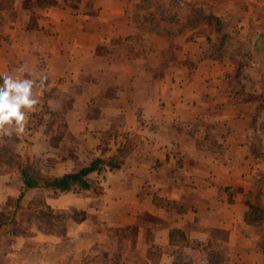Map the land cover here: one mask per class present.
Masks as SVG:
<instances>
[{
    "label": "crops",
    "instance_id": "crops-1",
    "mask_svg": "<svg viewBox=\"0 0 264 264\" xmlns=\"http://www.w3.org/2000/svg\"><path fill=\"white\" fill-rule=\"evenodd\" d=\"M18 1L0 76L47 80L0 148L52 176L91 167L85 189L25 190L71 212L32 264H264V0ZM221 30L247 53L217 50ZM4 164L0 195L19 197Z\"/></svg>",
    "mask_w": 264,
    "mask_h": 264
},
{
    "label": "rangeland",
    "instance_id": "rangeland-1",
    "mask_svg": "<svg viewBox=\"0 0 264 264\" xmlns=\"http://www.w3.org/2000/svg\"><path fill=\"white\" fill-rule=\"evenodd\" d=\"M10 2L9 5H3L1 2L0 7L2 9L3 16H9L12 13V7L14 0H7ZM178 0H171L172 10H176V3ZM29 4L28 0H19L18 5L26 8ZM165 6V5H164ZM164 6L157 8L159 12L164 11ZM152 10L151 5H146L143 8V12H148ZM180 13L184 14L188 9L180 7L177 9ZM192 13L197 15L199 9L196 8L195 11L192 7ZM6 20V19H5ZM221 29V25H220ZM223 31L221 30L218 35H216V41L214 43H219V50L223 54H227V56H231L235 54L232 49L239 44L244 46L245 53H247V43L231 41L230 36H225ZM224 35V37H223ZM233 56V55H232ZM254 76V75H252ZM247 79V78H246ZM15 148L11 146H4L0 148V156L4 161L3 170L14 169L17 171L18 168H21L25 165L22 157L17 155L15 152ZM32 172H36L37 170L31 169ZM8 183L15 185L16 181H8ZM40 196V194H38ZM37 195V196H38ZM36 197V196H35ZM41 197V196H40ZM16 198V197H15ZM28 201V197H24L19 200L17 203L13 197V200H8L7 196L0 195V202L6 205V209L4 211H0V264H32L34 257L39 258L38 253H40V244L35 242L33 237L36 236L40 231H59L63 230V223L69 216H71V212L66 210L61 211H53L51 215V223L49 224L46 221V216H43L37 210H46L45 204H37L31 203L29 206H25ZM20 205V206H18ZM42 208V209H41ZM45 217V218H44ZM69 248H67L68 250ZM70 250V249H69ZM53 251V250H52ZM30 253H36L33 258H30Z\"/></svg>",
    "mask_w": 264,
    "mask_h": 264
},
{
    "label": "clouds",
    "instance_id": "clouds-1",
    "mask_svg": "<svg viewBox=\"0 0 264 264\" xmlns=\"http://www.w3.org/2000/svg\"><path fill=\"white\" fill-rule=\"evenodd\" d=\"M23 73L25 68L16 69ZM46 76L39 80L19 78L11 74L0 76V138L25 134L29 114L39 105V96L46 88Z\"/></svg>",
    "mask_w": 264,
    "mask_h": 264
},
{
    "label": "trees",
    "instance_id": "trees-1",
    "mask_svg": "<svg viewBox=\"0 0 264 264\" xmlns=\"http://www.w3.org/2000/svg\"><path fill=\"white\" fill-rule=\"evenodd\" d=\"M1 2H3V5H9L10 2L7 0H0V4ZM146 4V2H145ZM144 5V2H143ZM9 16H13V12L11 13V15ZM5 21L4 17L2 15V9L0 7V24ZM143 21H146L143 20ZM215 21H217V25L218 27L220 26V21L218 19H216ZM143 26L147 27L148 26V22L146 21V23L144 22ZM224 37V35H223ZM217 44V43H215ZM220 48V45L217 47V49ZM91 170L90 166H85L82 167L80 170H78L77 172H71V173H65L61 176H52L49 174H45L43 172L40 171H36V172H32L29 168V166L27 164H25L23 167L18 168L17 172L21 175L22 178V182L24 184V189L20 192L19 197L14 198L15 201L18 203L19 200L21 199V197L24 195V192L26 189L29 188H35V187H40V188H45V189H52L54 191L56 190H75V189H85L89 186L85 175ZM9 201L13 200V197H8L7 198ZM38 201L37 204H45V202L43 201V199H41V197H36L35 199H33L31 203H35ZM29 204V205H30ZM20 206V205H18ZM42 209V208H41ZM45 209L43 211L42 210H37L39 213H41L43 216H46V221L50 224L51 223V208H49L46 204H45Z\"/></svg>",
    "mask_w": 264,
    "mask_h": 264
}]
</instances>
